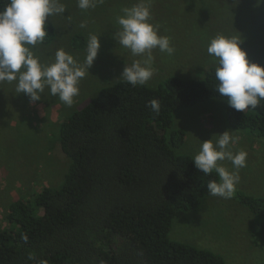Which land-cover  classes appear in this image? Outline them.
<instances>
[{
    "label": "trees",
    "instance_id": "obj_1",
    "mask_svg": "<svg viewBox=\"0 0 264 264\" xmlns=\"http://www.w3.org/2000/svg\"><path fill=\"white\" fill-rule=\"evenodd\" d=\"M9 2L0 0V11ZM46 31L42 43L50 44L53 29ZM215 72L199 80L169 77L154 88L120 80L64 120L59 145L70 159L64 183L10 205L8 227L0 228V264H225L169 237L177 213L196 211L208 182H219L215 171L206 175L192 157L176 153L185 134L173 129L178 111L227 102ZM154 99L159 112L149 106ZM225 119L233 130L264 138V100L243 113L227 105ZM237 196L258 218L255 245L264 249V197Z\"/></svg>",
    "mask_w": 264,
    "mask_h": 264
},
{
    "label": "rangeland",
    "instance_id": "obj_2",
    "mask_svg": "<svg viewBox=\"0 0 264 264\" xmlns=\"http://www.w3.org/2000/svg\"><path fill=\"white\" fill-rule=\"evenodd\" d=\"M65 12L49 18L54 40L50 44L27 45L42 65L55 62L63 49L84 64L89 37L100 38L101 48L93 66L85 68L79 94L68 108L46 88L42 99L30 102L16 91L17 81H0V228H7V210L18 200H33L41 189L60 188L70 159L59 145L60 124L85 108L99 92L116 84L126 64L143 62L114 38L121 30L117 18L124 8L140 0H95V6L79 8L78 0H58ZM150 23L159 34L170 37L173 55L153 49L149 87L163 85L169 77L199 80L210 68L219 66L209 55L210 41L218 35L238 37L252 63L264 66V5L258 0H145ZM81 25H84L81 27ZM79 47H75L73 39ZM118 39V38H116ZM83 40V41H82ZM121 78V79H120ZM228 103L211 99L174 115L173 129L183 131L180 155H195L202 142L230 131L233 154L247 153L246 165L238 170L239 183L232 198L205 195L202 205L191 212L180 211L172 222L170 239L221 256L225 264H264V249L255 245L258 218L238 199L264 197V138L251 131H236L226 119ZM229 171H237L231 161H218Z\"/></svg>",
    "mask_w": 264,
    "mask_h": 264
},
{
    "label": "clouds",
    "instance_id": "obj_3",
    "mask_svg": "<svg viewBox=\"0 0 264 264\" xmlns=\"http://www.w3.org/2000/svg\"><path fill=\"white\" fill-rule=\"evenodd\" d=\"M259 5H264V0H258ZM78 6L86 10L95 6V0H78ZM122 11L123 15L117 18L121 30L115 34L118 39H114L134 56L147 58L131 66L126 64L121 78L133 87L142 86L153 75L150 67L153 49L158 48L170 56L175 49L171 46L170 37L160 35L158 26L149 22L151 12L145 0ZM64 12L65 7L58 0H10L0 11V81L18 80L16 91L27 95L30 102L40 101L47 88L52 96L71 108L79 94L78 85L85 76V68L89 71L98 57L100 38L95 35L89 37L83 65L63 49L56 52L54 63L42 65L27 47L42 43L48 35L46 26L49 18ZM242 44L241 38L218 35L210 41L207 49L219 63L215 72L219 81L217 92L227 98L230 108L241 113L249 107H258L264 100V66L252 63ZM149 106L159 112V101L151 100ZM217 136L219 139L215 143L213 138L202 142L193 164L206 175L213 171L218 174L219 182L210 180L207 184L209 195L230 199L239 183L238 170L246 165L247 153L233 154L230 131L214 137ZM225 159L231 161L237 171H229L218 163Z\"/></svg>",
    "mask_w": 264,
    "mask_h": 264
}]
</instances>
